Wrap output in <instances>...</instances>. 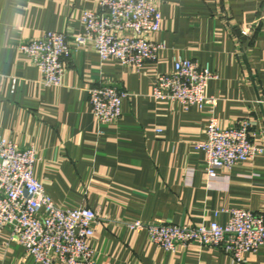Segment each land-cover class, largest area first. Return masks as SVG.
<instances>
[{"label": "crops", "instance_id": "crops-1", "mask_svg": "<svg viewBox=\"0 0 264 264\" xmlns=\"http://www.w3.org/2000/svg\"><path fill=\"white\" fill-rule=\"evenodd\" d=\"M152 1L163 17L162 32L151 35L165 43L157 63L135 71L102 61L91 44H73L62 84L52 87L20 46L50 31L83 35L81 12L99 0H0V133L37 151L36 175L57 204L100 214L91 243L97 264H264V247L242 262L214 248L170 253L124 225L225 224L235 208L264 215V156L208 179L200 145L210 109L152 96L157 73L174 71L177 59L207 66L219 124L249 119L264 147V0ZM107 83L129 96L119 120L99 124L89 89ZM0 264L40 263L5 229Z\"/></svg>", "mask_w": 264, "mask_h": 264}, {"label": "built area", "instance_id": "built-area-1", "mask_svg": "<svg viewBox=\"0 0 264 264\" xmlns=\"http://www.w3.org/2000/svg\"><path fill=\"white\" fill-rule=\"evenodd\" d=\"M80 19L85 26L83 35L70 39L67 33L50 31L20 46L39 69L42 84L61 86L73 44H91L102 61L114 59L135 71L157 63L165 49L163 41L151 38L163 30L162 14L152 0H99L97 9L83 10ZM174 67V71L157 73L152 96L159 102L210 109L207 139L200 145L208 179L219 171L232 170L239 162L264 156V147L254 141L249 119L230 127L219 124L214 115L218 99L206 93L209 82L216 78L209 67L181 58ZM89 94L99 124L119 120L122 102L129 96L111 83L91 87ZM37 161L34 148L22 149L0 133V233L9 229L10 239L40 264H97L91 243L100 214L86 206L57 204L36 175ZM229 214L225 224L127 220L124 225L133 232H147L152 244L170 253L198 246L222 250L235 262H242L245 254L264 247V215L241 208L231 209Z\"/></svg>", "mask_w": 264, "mask_h": 264}]
</instances>
